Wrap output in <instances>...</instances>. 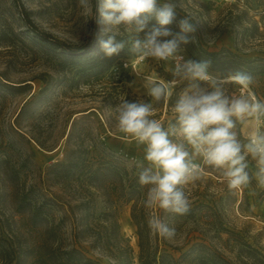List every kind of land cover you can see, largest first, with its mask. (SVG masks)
I'll return each instance as SVG.
<instances>
[{
  "label": "rangeland",
  "instance_id": "obj_1",
  "mask_svg": "<svg viewBox=\"0 0 264 264\" xmlns=\"http://www.w3.org/2000/svg\"><path fill=\"white\" fill-rule=\"evenodd\" d=\"M234 2V0H176L178 5L176 10L183 9L190 15L199 10L210 26L204 33L209 49L234 51L233 40L228 34H219L211 30L224 15L226 7ZM96 4L97 0H91L90 6L85 8L79 4V0H0V152L2 149H9L13 156L12 162H16L20 167L21 164H25L24 162H29L24 159L27 158L29 149L34 152L33 163L40 170L61 161L72 120L81 118L87 110L92 111L94 117L80 120L77 126L84 127L89 133L88 139L83 143L84 146H94L101 140L128 167L143 161L144 146L138 145L135 140L118 130L115 108L123 98L129 101L151 102L145 78L171 80L172 75L166 69L174 65L172 61H156L151 58L139 61L138 58L132 57L120 59L108 72L97 74L98 67L94 60L103 52L100 41L106 40L110 33H104L102 26L96 22ZM197 6L206 7L208 14ZM21 11L25 12L27 17H22ZM256 14L258 13L248 12L250 17ZM24 18H28L40 32L49 34L72 47L84 46L91 36L92 47L80 58L71 60L63 57L36 39ZM151 27L149 26V29ZM169 27L174 33L179 32L177 25L172 24ZM144 34L141 33L139 38L144 37ZM126 38L117 36L118 41ZM130 48L131 45L128 43L122 50ZM259 52L262 51L255 48L244 54L246 58H264V53ZM177 54L185 56L183 50H178ZM5 84L13 86L29 84V93L34 95L17 123H14V118L27 100L28 91L9 93ZM201 86H205L203 82ZM254 86L258 88L262 84L257 82ZM187 87L188 82L185 81L173 88L170 97H173V104ZM44 88L45 90L40 92ZM224 89L227 95L251 93L249 89H242L230 82L225 83ZM169 101L170 99L156 104V111L151 117L160 120L165 128L170 121L174 123V113L167 107ZM253 126L251 121L243 124L240 128L241 137L245 138ZM18 131L29 141L28 145L14 133ZM170 138L175 140V137ZM196 162L199 163V159ZM21 169L28 188L33 173L24 167ZM249 171L255 173L254 164H250ZM206 180L211 184L204 182ZM223 181L219 171L204 166L202 178L186 184L190 208L198 204L206 205V214L194 224H182L179 215L172 212L166 211L159 215L152 207L149 218L159 216L169 227L176 229V235L172 239L162 238L148 226L149 244L166 248L170 253L173 252V248H178V252L175 253L177 258L193 242L204 236L207 244L220 249L227 258L236 261L238 250L234 248L235 243L227 242V249H224L218 237L226 239L228 235L216 233L213 225L216 224L236 234L252 248L264 254V202L260 201V193L264 187L253 179L249 185L239 189L240 193L238 189H234L237 202L227 205L226 191L218 186ZM118 221L122 236L133 251V262L138 264L139 249L129 206H122L119 209ZM64 238L65 246L69 247L72 238L68 223L65 226ZM82 245L86 248L88 256L99 264H113L105 254L89 248V241Z\"/></svg>",
  "mask_w": 264,
  "mask_h": 264
},
{
  "label": "trees",
  "instance_id": "obj_2",
  "mask_svg": "<svg viewBox=\"0 0 264 264\" xmlns=\"http://www.w3.org/2000/svg\"><path fill=\"white\" fill-rule=\"evenodd\" d=\"M234 1L226 7L222 18L211 29L219 34H228L233 40L234 51L210 50L208 42L204 39V33L210 26L202 13L195 10L194 15H190L183 9L176 10V20L173 24L177 25L180 19L188 15L193 19L196 31L185 34L189 42H181L178 50H183L188 60L210 62L209 72L221 78L237 71L249 73L253 77L249 90L258 98L264 99V58H246L244 54L255 48L262 51L259 54L264 53V0ZM197 7L208 14L206 7ZM249 11L258 14L250 17ZM21 15L27 17L23 11ZM24 19L36 39L63 57L71 60L80 58L92 47L91 36L84 46L72 47L40 32L28 18ZM155 24L156 21L152 20L149 26ZM178 30L180 32L179 28ZM132 57L135 56L129 49L111 57L102 52L94 60L98 67L97 74L108 72L120 59ZM257 82L262 86L256 88L254 85ZM28 85H6L9 93L28 91L27 100L17 112L14 123H17L26 106L34 98V95L29 93ZM43 90L45 88L40 92ZM172 105L173 97L167 104L168 109ZM90 117H94V113L87 110L81 118L72 120L62 160L44 170L35 166L34 152L30 149L27 151V158H24L29 162L25 160L21 167L12 162L13 156L9 149L1 150L0 264H99L88 256L86 248L83 247L82 243L87 241L89 248L105 254L113 264H134L133 251L123 238L118 221L119 209L122 206L130 207V219L139 249L138 264H264V254L252 248L236 234L216 224H213L216 233L228 235L226 239L218 237L222 247L227 249V242L235 243L234 248L238 250L236 261L227 258L220 249L207 244L204 236L193 242L177 258L175 253L178 248H173L170 253L166 248L151 246L148 241V220L152 207L144 206L148 186L139 184L140 169L137 164L128 167L101 140L94 146H84L89 133L84 127L77 126L80 120ZM241 127L242 125H238L239 134ZM14 133L23 139L25 144H29L20 131ZM38 146L43 149L41 145ZM22 167L33 173L28 188L23 180ZM204 182L211 184L209 180ZM218 186L226 191L227 205L237 202L235 190L228 188L225 179ZM187 187L186 184L183 186L185 194ZM194 193L197 194L196 191ZM260 195V201L264 202V190ZM153 209L159 215L166 213L156 206ZM204 214L206 205L198 204L189 208L186 214L178 215L182 224H194ZM67 223L70 224L72 238L69 247L65 246L64 238Z\"/></svg>",
  "mask_w": 264,
  "mask_h": 264
},
{
  "label": "clouds",
  "instance_id": "obj_3",
  "mask_svg": "<svg viewBox=\"0 0 264 264\" xmlns=\"http://www.w3.org/2000/svg\"><path fill=\"white\" fill-rule=\"evenodd\" d=\"M90 3L79 0L85 8ZM177 7L176 0H97L95 19L104 33H110L100 41L106 56L118 54L130 43L139 61H174L166 69L171 80L145 78L151 102L123 98L115 108V120L120 132L144 146L143 161L137 162L139 184L148 186L144 206L184 215L190 203L183 186L202 178L204 166L219 171L229 189L245 187L253 179L264 187V99L250 92L226 94L228 82L249 89L253 82L249 73L237 71L221 78L209 72L210 62L177 55L179 44L189 42L185 34L196 31L188 15L177 22L180 32L172 31L169 26L176 20ZM152 20L156 24L149 29ZM141 33H145L143 39ZM117 36L127 38L118 41ZM185 81L188 87L171 107L174 123L170 121L165 128L160 120L151 118L155 105L167 102L173 88ZM248 121L254 126L241 138L238 125ZM250 164L255 166L254 174ZM148 226L162 238L176 235V229L159 216L150 217Z\"/></svg>",
  "mask_w": 264,
  "mask_h": 264
},
{
  "label": "built area",
  "instance_id": "obj_4",
  "mask_svg": "<svg viewBox=\"0 0 264 264\" xmlns=\"http://www.w3.org/2000/svg\"><path fill=\"white\" fill-rule=\"evenodd\" d=\"M178 55V54H177ZM178 56H181V57H183V59L184 60H188L184 55H182V54H180V55H178ZM173 62V65H174V61H172ZM238 191H239V193H240V190L238 189Z\"/></svg>",
  "mask_w": 264,
  "mask_h": 264
}]
</instances>
